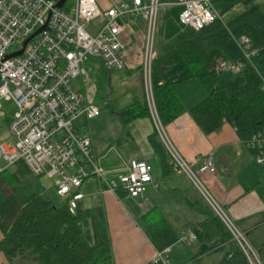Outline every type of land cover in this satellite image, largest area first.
<instances>
[{"label": "built area", "instance_id": "1", "mask_svg": "<svg viewBox=\"0 0 264 264\" xmlns=\"http://www.w3.org/2000/svg\"><path fill=\"white\" fill-rule=\"evenodd\" d=\"M57 1L0 0V110L2 100L15 105V112L8 121L12 140L0 137V174L22 162L33 175L55 178V192L67 199L71 213H75L83 198L79 188L91 176L99 179L102 191L114 194L121 191L131 197L142 196L151 184L158 186L153 180L152 166L142 160H131L127 173L119 175L115 184L108 182L95 162L89 135L76 127L78 119L91 120L100 114L95 102L97 88L89 78L87 64L91 59H98L108 71L124 69L125 44L121 36L138 17L145 23L141 61L145 100L159 140L177 170L189 178L229 229L249 263L261 264L255 250L198 176V172H216L213 156L205 155L196 171L193 165L199 159L188 162L177 152L164 131L152 94L159 9L180 6L179 23L194 30L215 20L224 23L227 11L218 12L215 0H106L107 7H102L100 0H72L68 11L56 7ZM47 20L46 28L27 42L21 55L5 59L6 55L19 51L23 42ZM96 20L95 30H88L87 26ZM233 39L241 58L235 62L217 60L219 72H240L246 64L254 66L257 48L250 38L241 35ZM258 75L264 91V77ZM78 77L84 88L74 86L73 80ZM3 115L0 111V116ZM242 142L252 153L255 164L264 169V125ZM196 238L194 231H188L173 244L193 243ZM173 244L160 250L155 248L152 259L146 264H169L167 254Z\"/></svg>", "mask_w": 264, "mask_h": 264}, {"label": "trees", "instance_id": "2", "mask_svg": "<svg viewBox=\"0 0 264 264\" xmlns=\"http://www.w3.org/2000/svg\"><path fill=\"white\" fill-rule=\"evenodd\" d=\"M215 2L225 4L222 12L240 4L245 5V9L224 23L215 20L194 30L179 23L180 6L160 8L162 22L155 37L151 75L153 99L158 117L165 126L187 110L174 86L196 79L206 94L188 109L196 124L204 133H211L224 123H230L244 139L264 125V91L258 75L264 77V10L256 0ZM71 5L72 2L65 3L62 9L68 11ZM241 35H247L257 48L254 66L246 64L235 77H221L217 60L225 59L226 42ZM125 109L127 120L151 116L144 98L135 100ZM151 139L156 145L155 139ZM27 170L24 165L6 176L7 170L0 174L3 194L0 253L7 263L113 264L109 237L100 216L79 204L75 213H71L67 199L56 205L44 197V187ZM155 222L147 234L156 249H163L178 239V234L165 219ZM192 231L197 237L198 254L220 250L222 256L216 264H250L236 239L214 212Z\"/></svg>", "mask_w": 264, "mask_h": 264}, {"label": "crops", "instance_id": "3", "mask_svg": "<svg viewBox=\"0 0 264 264\" xmlns=\"http://www.w3.org/2000/svg\"><path fill=\"white\" fill-rule=\"evenodd\" d=\"M100 1L102 7L108 6L106 0ZM239 7L236 6V9ZM144 36L145 23L138 17L121 36L125 44L122 52L125 62L124 74L132 77L136 73L138 94L128 95V102L121 105L118 111L110 113L108 118L114 116L113 118L124 124V128L128 127V131L108 133L106 137L103 136V140L102 136L97 137L96 129L104 120V110L97 104L96 99L100 114L91 120L82 117L76 122L77 129L89 135L95 162L108 182L115 184L114 180H117L119 175L127 173L131 160H142L152 166L153 180L158 183L157 187L154 184L149 185L146 192L138 197H131L121 191L116 194L102 191L100 181L95 178L91 182L84 181L79 188L83 194L79 202L80 207L97 213L104 222L113 264H146L152 259L155 247L147 231L157 222H148L150 217L165 219L180 236L192 231L213 214L189 178L177 170L165 151L155 134L152 117L126 119L125 107L137 99H143L139 67ZM87 66L89 78L95 82L100 67L91 63ZM80 83L81 79L74 86L84 88ZM176 87L177 85L174 89L179 93ZM97 93L98 88L96 95ZM182 101L187 110L164 126L170 141L186 161L194 162L199 159L193 165L196 171L202 165L205 155L213 156L216 172H198V176L264 262V169L255 164L252 153L246 149L233 125L224 123L218 130L204 133L188 112L195 102L187 104ZM152 137L156 145L153 144ZM120 139H124V143L118 147L119 151H122V159L118 163H111L104 153L113 149ZM2 200L3 194L0 191V203ZM2 237L0 230V241ZM221 256L220 250L198 254L197 241L173 244L167 254L169 264H216ZM0 264H8L3 253H0Z\"/></svg>", "mask_w": 264, "mask_h": 264}, {"label": "rangeland", "instance_id": "4", "mask_svg": "<svg viewBox=\"0 0 264 264\" xmlns=\"http://www.w3.org/2000/svg\"><path fill=\"white\" fill-rule=\"evenodd\" d=\"M72 0H68L66 4H70ZM257 3H259L264 10V1L263 0H256ZM223 2H214V6L218 12H221L225 4H222ZM240 6V7H239ZM237 7L239 9H236V6L233 8H230L227 10V15L224 17L225 20L231 18L234 14L240 12L241 10L245 9V5L240 4ZM160 11V9H159ZM162 19H161V11L158 12L157 16V29L158 26L161 24ZM97 25V20L94 21L93 23L89 24L87 26L88 30H95ZM157 36V30L155 33V37ZM143 52V50H142ZM223 53L225 56V60L228 62H235L241 58V52L236 46V43L233 38H230L224 48H223ZM142 53H140V60L142 61ZM141 61H140V72H141ZM89 63L97 65V67H100L99 70H97L96 75V80H95V85L98 88V93L95 97L97 104L101 106V108L104 110L102 117H104L103 122L99 126L98 129H96V136H103L106 137L108 133H112L115 131H128V127L124 128V124H121L117 118H108L110 117V113L118 111L120 106L123 104H126L128 102V95L133 94H138V88H137V80H136V73L132 75V77H129V75L124 74L125 70H105L102 66L99 64L98 59H91ZM239 72H233V73H226V72H221L220 75L221 77H235L238 75ZM80 78H77L76 80H73L74 85L79 82ZM141 81H142V73H141ZM179 93V97L184 100L187 104H193L192 102H199L205 97V91L199 86L198 82L196 79H189L187 81H184L182 83L176 84ZM180 87V88H179ZM143 91V92H142ZM143 93V94H142ZM143 95V98L145 99V94H144V87H143V81H142V89H141V96ZM194 103V104H195ZM2 108L0 111L4 113L3 116H0V137H2L6 141H11L12 137L10 135V132L8 130V121L9 119L13 116L15 112V105L12 101H7V100H2L1 101ZM93 125V122L91 123ZM156 131V130H155ZM165 131V127H164ZM158 136V135H157ZM159 138V137H158ZM124 143V139H120L117 141L116 145L114 144L113 149H110L107 151L108 153H104V156L107 158V160L111 163H118L120 159H122V151L120 152L118 147H120ZM24 164L17 163L16 165L10 167L4 175L6 176L7 174H11L15 172L17 169L23 167ZM28 173L33 175L29 170H27ZM33 179H38L41 185L45 189L44 197L47 199H51L54 201L56 205H60L64 199L60 196H58L55 192L54 188V181L55 178L48 177L46 175H40V176H35L33 175ZM98 179L95 176H91L87 178L88 182L93 181V179ZM105 178V177H104ZM106 179V178H105ZM85 180V181H86ZM99 180V179H98ZM107 180V179H106ZM33 183H37L36 180H32ZM114 182H117L115 179ZM21 183V181H20ZM112 184V183H111ZM222 208V207H221ZM223 209V208H222ZM159 218H153L150 217L148 219L149 221L153 220H158ZM147 223V222H146ZM17 264H34L31 262H21L17 261Z\"/></svg>", "mask_w": 264, "mask_h": 264}, {"label": "water", "instance_id": "5", "mask_svg": "<svg viewBox=\"0 0 264 264\" xmlns=\"http://www.w3.org/2000/svg\"><path fill=\"white\" fill-rule=\"evenodd\" d=\"M66 1L68 0H58L57 3H56V7L58 8H62V6L66 3ZM47 22L48 20L44 23V25H42L41 27H39L33 34H31L22 44V48L17 51V52H14V53H10L8 55L5 56V59L6 58H11V57H15V56H19L22 54L23 52V49H24V46L27 44L28 41H30L33 37H35L38 33H40L43 29L46 28L47 26Z\"/></svg>", "mask_w": 264, "mask_h": 264}]
</instances>
